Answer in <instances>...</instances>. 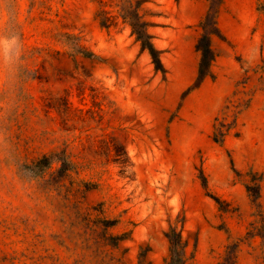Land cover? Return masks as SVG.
I'll use <instances>...</instances> for the list:
<instances>
[{
	"label": "rangeland",
	"instance_id": "1",
	"mask_svg": "<svg viewBox=\"0 0 264 264\" xmlns=\"http://www.w3.org/2000/svg\"><path fill=\"white\" fill-rule=\"evenodd\" d=\"M219 1L145 3L163 73L92 0H0V264H140L148 247L166 264L171 226L191 264H264V0ZM61 151L71 170L36 174Z\"/></svg>",
	"mask_w": 264,
	"mask_h": 264
},
{
	"label": "trees",
	"instance_id": "2",
	"mask_svg": "<svg viewBox=\"0 0 264 264\" xmlns=\"http://www.w3.org/2000/svg\"><path fill=\"white\" fill-rule=\"evenodd\" d=\"M97 5L96 17L103 28H112L118 26L120 23L127 25L131 29L132 35L140 43L141 50L147 51L152 59V63L155 66L156 71L166 72L162 62V51L155 45V35L152 33L151 28L158 26L159 24L147 17V9H145V3L149 0H116L114 10L107 9V0H92ZM221 4V0L218 5ZM154 15L153 13H151ZM203 33L197 43V50L201 53L200 64V78L204 79L210 74V66L215 60L216 54L212 48V39L215 35H221V31L218 26V9L214 5H211V9L207 16L201 23ZM89 56H95L93 52H88ZM109 154L113 153L114 161L119 163L121 171L127 170L129 165V158L125 151L119 150L116 147H112L108 144ZM54 162H59L60 172H68L72 169L73 163L69 160V156L66 151L52 153L51 155H43L34 162V171L36 174H43L49 170ZM248 192L250 193L253 202L260 206V186H248ZM219 201L218 198H215ZM115 222L107 221L106 225L110 226ZM170 243V254L166 260V264H191V256L188 255V242L183 237L182 230H178L176 226H171L165 233ZM112 246H117L118 242L123 239V236L111 237ZM151 250L149 247L141 252L140 264L145 263V257L147 252ZM148 264L150 262L148 261Z\"/></svg>",
	"mask_w": 264,
	"mask_h": 264
}]
</instances>
